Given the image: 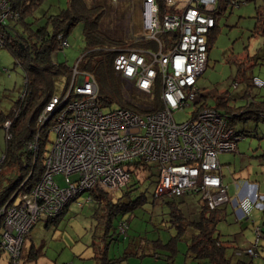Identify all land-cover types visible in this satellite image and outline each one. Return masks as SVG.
<instances>
[{"label": "built area", "instance_id": "2783aa9c", "mask_svg": "<svg viewBox=\"0 0 264 264\" xmlns=\"http://www.w3.org/2000/svg\"><path fill=\"white\" fill-rule=\"evenodd\" d=\"M161 1L142 0L141 7L144 34L137 41L155 47L120 50L112 66L122 82L140 92L153 94L159 81V106L146 112L102 109L96 102V81L78 72L76 65L69 85L52 95L36 118L39 127L50 125L49 131L55 133L39 179L29 180L31 168L0 205V264H21L25 236L38 219L55 218L69 201L92 188L113 192L125 186L130 179L125 164L136 158L157 165L154 196L200 192L208 210L230 203L240 219L248 218L247 201L264 211V195L258 194L255 183L233 179L240 202L228 196L217 155L235 151L236 142L244 138L229 124L230 114L204 107L183 123L173 117L176 109L188 106L199 94L197 81L207 66L208 35L216 26L215 14L224 7L220 0ZM19 18L11 0H0V47L18 40L12 28ZM56 40L60 49L69 45L62 33ZM251 83L264 89V80L256 76ZM25 86L20 102L26 96ZM19 114L17 108L14 117ZM10 125L11 120L2 123L7 140ZM38 138L37 132L24 146L32 164ZM56 175L64 176V186L54 181ZM125 225L119 223V231L125 232ZM254 232L253 243L245 249L251 258L259 256L260 227Z\"/></svg>", "mask_w": 264, "mask_h": 264}, {"label": "rangeland", "instance_id": "374dc122", "mask_svg": "<svg viewBox=\"0 0 264 264\" xmlns=\"http://www.w3.org/2000/svg\"><path fill=\"white\" fill-rule=\"evenodd\" d=\"M68 1L40 0L26 20L31 25V31L35 32L47 25L46 30L50 32L52 28L47 24V19L65 9ZM96 3L103 6L105 14L101 27L111 38L132 43L144 34L142 0H106V3L105 0H97ZM219 5L224 9L218 18L213 43L209 46L207 66L197 81L199 94L195 100L201 99L200 96H206L204 101L214 105L216 99L222 97L227 101L229 108L245 105L247 100L242 97L245 93L250 94V98L255 95L259 100H264V89L247 87V81L237 82L236 80L239 79L235 78L237 67H247L246 79L256 76L264 80V28L261 29L260 26L264 24V0H220ZM257 21L259 22L255 27ZM15 30L23 37L28 36L29 32L25 30L23 24L16 26ZM33 40L34 36L31 38V41ZM67 40L68 47L54 51L50 58L52 62L68 69L67 73H58L55 76L53 87L57 93H61L69 85L72 70L77 62L78 72L87 73L82 67L89 60L92 61L91 56H85L86 44L82 23L75 24L71 28ZM142 43L140 47H155L151 42L142 41ZM19 61L23 63L21 58ZM114 75H116L115 71ZM118 80L123 88L125 103L135 106L140 112L158 107V101H154L156 98L154 93L140 92ZM111 81V78L107 79L108 84ZM24 86L22 67L16 63L8 48L0 47V113L6 114L10 111ZM194 101L185 108L175 110L173 117L176 122L180 123L190 118ZM99 107L115 108L112 104L106 107L99 104ZM42 110L43 108L40 112ZM21 121L23 124L29 123V114L23 115ZM233 126L236 131L243 132L244 138L236 142L235 151L221 152L217 157L222 165L223 180L225 185H228L230 200L235 198L240 202L233 179L255 183L258 185V194L264 195V120L245 119L235 121ZM34 127L36 129L34 134L41 130L43 135H47L48 141L41 154V160L44 162L55 133L49 131L50 125H46L44 129L39 127L37 119L36 122L34 121ZM18 128L24 130L22 127ZM19 132L15 130L13 133V143L24 137V134ZM8 134L10 135V132ZM5 143V129L0 124V157L5 153ZM12 146L14 149L16 144ZM17 151L23 155L24 147ZM4 175L5 180L2 179ZM20 175L16 162L14 165L7 162L0 165V190L7 183L14 182ZM133 179L136 180L137 177ZM54 181L61 187L65 185L63 175L54 176ZM136 184L137 189L129 188L131 196L137 195L134 196L136 198L141 192L146 191L148 200L142 202L133 213L125 214L124 219L127 221L125 232H122V229L121 233L117 231V219L106 232L105 225L99 220V215L102 213L98 210L99 205L87 200V193L83 192L75 200L69 201L56 223L47 222L45 218L35 221L30 232L25 236L21 264H208L185 256L189 231L178 240L173 261L165 260V254L166 256L170 254L166 250L170 236H176V230L171 227V222H166L170 218L166 215L167 205L161 204L158 197H153L154 185L150 179ZM113 192L118 194L120 189ZM179 201H183L180 207L184 217L190 221H197L202 206L201 193H186L179 197ZM247 204L249 213L246 219L238 218L235 215V208L230 203L225 205L224 213L216 221L214 234L223 243L229 245L228 252L233 253L235 258L249 260L251 258L245 254V249L253 243L254 229L260 227L263 236L259 241V256L252 260L254 264H264V211L256 208L250 201H247ZM191 229L193 228L190 227V231ZM145 247L154 249V254L142 257L135 255V253L141 254L142 251L146 253L147 250L143 249ZM112 259L114 260L111 261Z\"/></svg>", "mask_w": 264, "mask_h": 264}, {"label": "trees", "instance_id": "16d2710c", "mask_svg": "<svg viewBox=\"0 0 264 264\" xmlns=\"http://www.w3.org/2000/svg\"><path fill=\"white\" fill-rule=\"evenodd\" d=\"M39 1L40 0H11L12 6L20 13V18L17 23L20 22L23 24L25 30L29 33L27 37H23L16 32L14 26L12 30L15 31L18 40L16 39L14 42L7 43L4 47L8 48L9 52L16 60V63H18L24 71V78L26 79V96L22 102H20L18 99L14 103L9 113L0 119V124L6 120H11V125L9 127L11 138H8V140L6 139V149L5 153L3 154L4 158L0 165L2 166L5 162L10 165H14L16 162L21 172V175L14 182H9L7 185H5V187L1 188L0 205L3 204L14 186L23 181L31 168H33V171L29 177L30 181H37L43 170L41 154L48 139L47 135H43L41 130L39 131L38 138L39 150L34 164H32L33 160L25 151V149L23 155L22 153L20 155L17 150L21 149V147H24L25 144L32 138L37 129L36 123V129L34 127V121L36 122L38 113L43 108L48 99L57 93L53 87L55 76L58 73H67L68 71V69L63 65L54 63L50 59L53 52L60 49L58 48V42L56 40L57 34L62 33L67 37V34L75 24L82 23L83 37L86 44L85 56L92 57V61L89 60V62L83 65L82 69L91 75L97 83V104L105 107L112 104L115 107H122L130 109L134 112H140V110H138L135 106L128 105L124 102L123 88L118 80L120 78L116 73V75H114L112 66L113 59L117 52L128 48H138L142 46V41L136 40L135 42H132V44L131 41L126 42L119 40L118 38H111V36L101 27V21L104 17L105 11L103 10L102 5L96 3L97 0H69L65 9L61 10L56 15L50 16L47 19V24L52 28L50 32L46 30L47 25L39 28L35 32H32L31 25L26 22V18H28L30 14L33 13V7L37 6ZM157 1L162 3L161 0ZM160 8H163V5L160 6ZM221 13L222 11H219L215 14V18L217 20ZM215 31L216 26L210 32V36L208 35L209 46L213 43L216 35ZM169 35L173 36V33H170ZM33 36L34 40L31 41ZM135 45L139 46L133 47ZM20 58L22 59L23 63H21V61L18 62ZM246 68L247 67H237V77L235 78L239 79L236 80L237 82L240 80L247 81V87H250L253 86L251 83L252 77L250 79L245 78ZM108 78H111L112 80L110 84L107 83ZM159 91L160 88L158 81L156 82L153 91V95L156 97L154 101H158L157 106H159ZM200 97L201 99H197L193 102V111L191 112L190 118L194 116L198 110L204 107H209L217 110L221 114H230L229 124L231 126L234 125L235 121H241L245 119L252 118L256 121L258 119L264 120V117L260 116L261 114H259H264V100H259L255 95L250 98V94H244L243 97L247 100V103L240 107L234 108H229L227 101L222 97L216 99V103L214 105H209L204 101L206 96ZM185 107L187 106L179 108ZM17 108H19L20 114L17 117H14L15 110ZM26 113L29 114L30 122L27 124L25 122L23 124L21 118L23 119V115L25 116ZM32 122L33 125L31 126ZM18 127H22L24 130H20ZM45 127L46 126H44L43 129ZM15 130L20 131L19 134H24V137L21 140L18 139L17 142L13 143L12 137ZM14 144H16V146L13 149L12 145ZM125 165L130 179L125 186L120 188V193L116 194L108 190L100 188L98 189L97 187L92 188L89 191H85L87 193V200L99 205L98 210L102 212L99 215V220H101L105 225L106 232L110 230V226L113 225V222L116 219L118 226L121 222L127 224L126 219H124L125 214L133 213V211L139 207L142 202L148 200L145 195L146 191L141 192V194L135 198L134 196L137 195L131 196V191L129 188L132 187L133 189H137L136 183H142L145 179H150L151 182H153L155 188L158 180L156 173L157 165L153 162L136 158L130 162H127ZM2 179H6L5 175ZM152 195L153 197L157 198V196H154V194ZM158 198L160 199L159 202H161V204L165 203L167 205L166 215L168 217L170 216V218L167 217L168 219L166 222H171V227H174L176 230V236H170L171 239L169 240V243L166 247V250L169 251L170 254H167L166 256L164 253L166 261H173L174 255L177 251L176 244L178 240L182 238L186 231H189V238L186 241V257L189 256L197 262L201 261L208 264H254L252 260L253 258L251 257H249L251 258L249 260L240 259L238 257L235 258L233 253L228 252L229 245L223 243L218 237H216V234H214L216 221L219 220L221 214L224 213L225 206L216 208L214 210H208L206 205L202 202L198 220L190 221L184 217L182 208L180 207V204L183 201H179V197L160 196ZM65 207L57 217L46 218V221L56 223L57 220L60 219V216L64 213L66 209ZM95 215H97V212ZM189 226L193 228L191 229L192 231H190ZM118 232H120L119 229ZM262 236L263 235L261 232V237ZM138 249L140 248L138 247ZM143 249L147 250L146 253L142 251L141 254L135 253V255H139L140 257L146 255L152 256L155 252L154 249L149 247H145ZM148 251L149 253H147ZM113 260L114 259L111 261Z\"/></svg>", "mask_w": 264, "mask_h": 264}, {"label": "crops", "instance_id": "0c3cea01", "mask_svg": "<svg viewBox=\"0 0 264 264\" xmlns=\"http://www.w3.org/2000/svg\"><path fill=\"white\" fill-rule=\"evenodd\" d=\"M264 13V12H263ZM29 18V17H28ZM28 18H26V20L28 19ZM217 22H218V20L216 21V31L215 32H217ZM258 22L259 21H257L256 22V24H255V27L258 25ZM19 24H21L20 22L19 23H16V25H15V29H16V26H18ZM260 26H261V29H263V25H261L260 24ZM246 94V93H245ZM243 97V96H242ZM244 98V97H243ZM200 99V98H199ZM15 103V102H14ZM14 103H13V105H14ZM13 105H12V107H13ZM11 110V109H10ZM9 112H7L6 114H3V113H0V119L2 118V117H4V116H6L7 114H8ZM6 144V143H5ZM4 157V155H1V157H0V161L2 160V158ZM0 164H1V162H0ZM230 174H231V171H230ZM232 175V174H231ZM224 181V180H223ZM117 225H118V223H117ZM109 230V229H108ZM118 231V230H117ZM108 232V231H107ZM147 253H149V251L147 252Z\"/></svg>", "mask_w": 264, "mask_h": 264}]
</instances>
